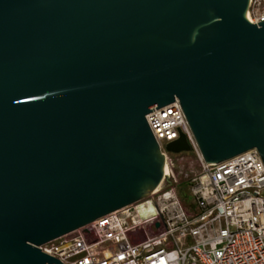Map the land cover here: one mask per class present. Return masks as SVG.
Instances as JSON below:
<instances>
[{
    "label": "water",
    "instance_id": "water-1",
    "mask_svg": "<svg viewBox=\"0 0 264 264\" xmlns=\"http://www.w3.org/2000/svg\"><path fill=\"white\" fill-rule=\"evenodd\" d=\"M249 2L0 0V264H63L39 245L158 190L154 106L179 99L207 163L264 161Z\"/></svg>",
    "mask_w": 264,
    "mask_h": 264
},
{
    "label": "built area",
    "instance_id": "built-area-1",
    "mask_svg": "<svg viewBox=\"0 0 264 264\" xmlns=\"http://www.w3.org/2000/svg\"><path fill=\"white\" fill-rule=\"evenodd\" d=\"M247 17L264 20V0H250ZM156 107L146 120L164 157L158 190L39 248L63 264H264L259 151L207 163L179 99ZM181 133L190 150L169 151ZM182 181L191 191L187 204L178 195Z\"/></svg>",
    "mask_w": 264,
    "mask_h": 264
},
{
    "label": "rangeland",
    "instance_id": "rangeland-1",
    "mask_svg": "<svg viewBox=\"0 0 264 264\" xmlns=\"http://www.w3.org/2000/svg\"><path fill=\"white\" fill-rule=\"evenodd\" d=\"M178 195L184 203L187 204V202L190 201L191 191H190L189 185L186 184L184 181H182L178 186Z\"/></svg>",
    "mask_w": 264,
    "mask_h": 264
}]
</instances>
